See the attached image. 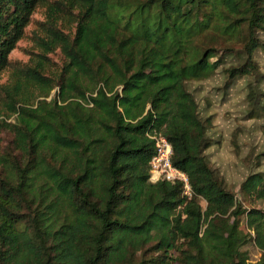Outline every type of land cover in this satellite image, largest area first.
<instances>
[{"label":"trees","instance_id":"16d2710c","mask_svg":"<svg viewBox=\"0 0 264 264\" xmlns=\"http://www.w3.org/2000/svg\"><path fill=\"white\" fill-rule=\"evenodd\" d=\"M45 2L0 0V71ZM75 11L71 39L57 20ZM43 30L34 64L0 86V264H130V242L119 248L114 235H151L156 223L173 241H155L156 256L140 264H264V206L243 208L210 166V123L187 88L231 55L218 39H239L243 61L226 73L255 78L247 117L261 120L264 138V92L254 85L264 74L252 59L264 49V0H59ZM57 48L65 61L54 73L46 62ZM153 133L171 144L190 199L181 184L149 181ZM239 192L264 204V173ZM251 242L254 263L243 251Z\"/></svg>","mask_w":264,"mask_h":264},{"label":"rangeland","instance_id":"374dc122","mask_svg":"<svg viewBox=\"0 0 264 264\" xmlns=\"http://www.w3.org/2000/svg\"><path fill=\"white\" fill-rule=\"evenodd\" d=\"M56 1L59 0H46L45 4L38 5L34 10L30 22L24 29L22 38L9 55L10 66L0 71V86L11 84L14 68L33 65L37 60L36 54L42 52L37 38L45 36L43 25L46 22L47 7ZM76 16L77 11L74 12V15L69 13L61 15L57 20L58 28L71 39L75 33ZM260 40L264 43L263 35L260 36ZM223 43L221 39L217 40V44L220 46L232 49L229 51L231 55L227 56L226 54V57L220 60L222 65L209 78L190 82L187 88L197 101L200 116L210 123L207 136L212 140L213 146L205 151L210 166L224 186L242 203L243 208L261 209L264 206L263 202L244 200L239 192L240 184L248 175L254 172L264 173V157L261 156L264 150V138L260 131L262 122L247 117L249 110L246 101L247 84L253 82L255 78L252 76L233 81L228 78L227 69L243 61V59L240 60L243 43L239 39ZM47 58L48 69L54 73L59 72L65 61L61 50L57 48L54 52L47 54ZM252 59L256 63L258 71L264 74V49L258 48L253 53ZM254 85L255 88H260L264 92V82L254 83ZM55 92L56 89L51 92L47 98L48 101L53 98ZM4 111L0 101V115ZM2 118L3 116H0V119ZM7 121L12 122L13 117ZM1 137V149L4 151L9 134L2 132ZM200 203L205 207V202L200 200ZM240 227L244 233L249 234L244 217L240 219ZM151 231V235L130 233L121 238L114 235V244H118V247L122 248L126 241L130 242L132 247L130 264H140L141 261L147 262L156 256L153 247L155 241H173V237L169 236L166 229L161 228L158 223L153 226ZM117 240L120 241L117 242ZM143 242H149V244L141 246ZM243 251L247 253L249 262L252 263L258 261L261 256V252L253 242L243 247ZM121 259L122 257L118 258V261Z\"/></svg>","mask_w":264,"mask_h":264},{"label":"built area","instance_id":"2783aa9c","mask_svg":"<svg viewBox=\"0 0 264 264\" xmlns=\"http://www.w3.org/2000/svg\"><path fill=\"white\" fill-rule=\"evenodd\" d=\"M150 139L154 140L155 153L150 160V182L165 181L178 183L182 186V196L190 199L192 192L188 177L185 173L172 165V146L168 140L160 134H150Z\"/></svg>","mask_w":264,"mask_h":264}]
</instances>
